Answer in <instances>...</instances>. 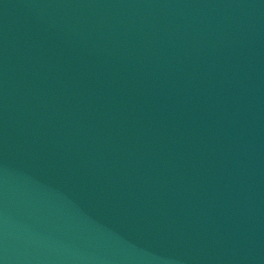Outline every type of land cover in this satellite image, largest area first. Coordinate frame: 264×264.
I'll return each mask as SVG.
<instances>
[{
  "label": "water",
  "instance_id": "obj_1",
  "mask_svg": "<svg viewBox=\"0 0 264 264\" xmlns=\"http://www.w3.org/2000/svg\"><path fill=\"white\" fill-rule=\"evenodd\" d=\"M0 264H264V0H0Z\"/></svg>",
  "mask_w": 264,
  "mask_h": 264
}]
</instances>
